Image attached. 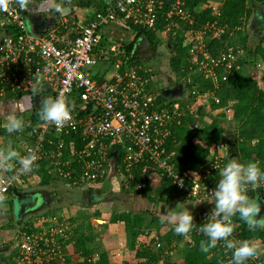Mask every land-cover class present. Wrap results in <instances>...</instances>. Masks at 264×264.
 <instances>
[{
    "label": "built area",
    "instance_id": "obj_1",
    "mask_svg": "<svg viewBox=\"0 0 264 264\" xmlns=\"http://www.w3.org/2000/svg\"><path fill=\"white\" fill-rule=\"evenodd\" d=\"M67 4L68 0H25L26 10H21L16 0H7L0 9V94L6 90L28 94L39 81L50 96L65 98L71 113L61 128L39 119L26 132L27 142L19 153L34 152L38 157L36 165L47 161L45 169L53 179L81 185L105 177L111 167L108 155L120 152L119 168L125 181L133 180L131 170L143 163L153 167L183 197L196 203L211 198L210 191L219 180L218 168L226 162L221 154L226 143H217L203 166L182 172L166 142L171 124L179 123L189 106L174 102L171 109L160 107L156 101L159 92L152 93L157 82L153 67L128 60L118 43H107L106 28L115 24L130 29L128 25H132L154 31L160 25L164 43L169 42V37L183 35L188 69L194 66L197 74L215 88L244 57L239 46L228 45L216 54L208 51L210 40L205 36L211 31L218 35L224 31L215 20L194 26L195 14L205 8L219 14V5L210 7L207 1H198L190 8L188 0H108L105 9L95 12L86 25L77 23L71 13L63 14L43 33L34 32L28 25L35 13L58 12L61 5ZM261 67L257 62L255 68ZM182 79L188 84L192 101L205 100L208 95L217 100L213 92H200L192 79ZM70 134L77 136L81 148H75V137L65 140L64 136ZM17 167L14 163L12 171L0 169V200L10 190L28 189L27 180L34 179L33 171L18 173ZM144 180L141 177L136 187L142 188ZM255 191L264 196V184ZM209 213L202 212L194 222L203 224ZM31 218L17 231L12 264H68L65 244L71 235V224L52 213H38ZM232 223V238L244 240L236 232L234 219ZM190 233L199 231L194 228ZM216 249L222 251L223 264H229L231 250L223 242ZM261 254L246 264H264ZM8 262L3 264H11Z\"/></svg>",
    "mask_w": 264,
    "mask_h": 264
},
{
    "label": "trees",
    "instance_id": "obj_2",
    "mask_svg": "<svg viewBox=\"0 0 264 264\" xmlns=\"http://www.w3.org/2000/svg\"><path fill=\"white\" fill-rule=\"evenodd\" d=\"M68 1L71 5L79 8L92 6L95 12L103 11L106 7L104 0ZM198 1L207 0H188V2H190V8ZM252 3L263 4V0H223V2H221L219 5V14L211 11L209 8H205L201 13L195 14V27L215 20L218 26H222L224 28V31H222L219 35L216 33L217 31H215V34L213 31L208 33L211 37L210 41L207 43V49L210 53L216 54L220 51H223L228 45L239 46L244 50L245 53L244 57L238 63L239 66L237 68L234 67L228 73L227 79L221 82L218 87L214 88L208 79H205L200 75L192 78V84H196L200 92H213V95L217 100L215 101L216 103H211V108L218 110L216 113L218 116L211 119L207 124L200 126L195 125L192 127L191 124L195 121H200L202 116L201 107L198 106L194 109L193 113H189L185 117H182L179 123L174 122L171 124L170 135L167 139L166 147L168 150L174 151L173 161L175 165L184 173L194 171L203 166L210 155V147H215V145L219 142H224L227 144V148L221 153L225 160L230 158V154L232 155L235 153L236 155H240L241 158L247 162H258L261 169L264 170V84L258 82V79L252 78L249 73L241 71V67L246 63L250 64L251 66H255L257 62H260L261 66H264V32H261L258 35L256 41L250 42L248 34L249 32L247 31L246 26L247 20H249L252 13ZM128 28L134 31L132 39L120 42V44L118 43V45L123 48L125 56L128 57V60L136 62L139 61L137 59H131L130 57L133 43L139 35L145 34L149 42L154 45L156 52H158L157 47L159 40L164 42L161 35L160 25H158L154 31L133 27L132 25H128ZM226 28L230 29L232 33L234 31L237 32V41L240 44H232V41L228 43L225 42L228 34V32L225 31ZM183 38V35L180 34L176 35V37H169L170 47L167 45V43H165V47L172 54L170 57L169 68L177 75L174 84L177 85L182 83L184 89L187 90L189 89L188 84H185L184 79H182L188 68V53L187 47L182 46ZM181 57H184V59L181 60ZM153 69L155 70V67ZM156 72L157 71H155V74ZM257 74L260 76V78L263 77L262 71L258 70ZM32 94L33 92L28 94L10 93L6 90L0 94V100H19L24 95H30L31 101H33ZM186 100L187 99L185 98H181L179 101L181 104H184L186 103ZM156 101L159 103L160 107L171 109L175 100H166L160 95H157ZM37 104V108L33 104L32 108L30 109L31 113L27 127L28 130L39 121L37 112L40 108V105L38 101ZM228 104H231L233 113L232 118L227 120V122L223 119V116L225 112L224 107H226ZM228 125L233 126L232 131H228L229 129L226 127ZM73 137H75L74 139L76 140L74 143L75 148H81L80 146L82 144L79 140H77V136L74 134L64 136L66 141L73 139ZM250 140L255 141L251 143L249 147L247 146V142ZM65 156L67 157L68 155ZM117 156L118 160L108 155L109 159L114 164H117L119 160H121L120 152ZM46 164L47 161L42 160L33 170V176H35L40 186H47L51 180H53V177L47 173L45 169ZM149 167V165L143 163L135 166V168L131 170L133 180H129V184H133L134 187L137 188V182L141 179V177H145V173ZM161 181L163 183V189L166 187V190H171V186L167 180L161 178ZM91 190L92 189L89 188V191ZM255 193V190H250L248 195L253 198ZM13 194V190H10L7 195L0 200V203H3L7 206L6 212L7 215H9L10 221L12 222V224L9 223V225L6 224L1 227L2 229L16 228V225L13 224ZM169 200H171V195L169 194L168 190L165 201ZM117 219H121L125 222L128 236L127 241L129 248L131 249L134 248L136 239L144 236L142 230L143 227L151 228L154 225L159 227L161 220L159 217L153 215L145 222L141 214L130 213L126 211L112 215V222H115ZM233 219L235 221H240L238 216H234ZM28 221L29 220L24 221L20 227L23 228V225L26 222L28 223ZM240 222L242 231L241 233L237 232L238 235L244 240H251L252 235L250 230L246 228L247 225L242 221ZM77 232H79V230H77ZM91 238L92 237L89 234L79 232L77 233V237L74 239L75 242L73 244H71L70 241L65 244L67 260L69 261V264H116L110 263L105 252H101L97 258L92 260L91 249L87 248ZM173 238H176L178 241L182 239V236L175 234L173 227H170L169 231L161 237V240L170 243ZM202 239H206V237H204L200 232L198 234H193L191 239L188 240L189 242H185L182 244V246L178 247L179 251L181 252V256L179 258L174 261L163 259L161 260L162 264H223L222 251L217 250L216 247L210 249L207 253L201 252L199 250V244ZM73 252H80L81 258L78 256H69V254ZM2 253H6V251L0 252V264L7 263V261H10L8 263L13 262V253L10 254L9 259L4 257ZM260 257L264 258V253H262ZM140 258H145L144 262L146 264H154L157 260H159L157 254L152 250V246L148 245L141 250L137 249L130 251L126 255L124 262L121 264H139Z\"/></svg>",
    "mask_w": 264,
    "mask_h": 264
},
{
    "label": "crops",
    "instance_id": "obj_3",
    "mask_svg": "<svg viewBox=\"0 0 264 264\" xmlns=\"http://www.w3.org/2000/svg\"><path fill=\"white\" fill-rule=\"evenodd\" d=\"M107 1L108 0H104L105 3ZM263 5H264V0H263ZM85 9H87V8L86 7L79 8V7L73 6L68 1L67 5H61V8L59 9L58 12L54 11L53 13H41V14L35 13L32 16L33 19L29 20V23H30L29 26L34 32L43 33L45 31H48L50 28H52L56 24V22H58L57 21L58 18L61 17L63 14H70V13L73 14L77 23H79L81 25H86L90 21L93 14L95 13V10L93 8L92 12H87V11L85 12ZM252 23L254 24L255 27H257L256 29H258V30H254V32H252L254 35L257 33V36L255 37L257 40L258 35L262 31L264 32V17H262V15L260 16L259 14H256L252 10L251 16L249 18V26H248L249 28L252 25ZM114 27H120V26L115 25V24L108 25V27L106 28V34H107V30L108 31L113 30V29H115ZM253 27H252V29H255V27L254 28ZM258 27L259 28L262 27L263 30L262 29L259 30ZM130 31H131L130 35L132 33H134V31L132 29H130ZM247 31H248V29H247ZM256 31H258V32H256ZM249 39H250V42H253L250 34H249ZM160 67L161 66H159V68ZM252 67H253V72H252L251 77L255 78V79L258 78V80H259L258 82L263 83L264 78L263 77L260 78V76L257 73H258V70L262 71V73H263L264 67L262 66L261 68H258V69L255 68V66H252ZM160 74L161 73H159V75ZM156 75H157V72H156ZM157 80H159L158 75H157ZM44 90L47 91V87H44ZM28 103H30V95H24L19 100H6V99L0 100V120L5 119L6 117H8L10 115H13L14 113L19 112L20 110H22V109H20L22 107L27 108ZM5 133H6V131H5ZM254 141L255 140H251V143H253ZM1 142L2 141L0 140V144H1ZM2 146L3 145H1V147ZM212 148L213 147H210V149H209L210 153H211ZM230 158L237 159V160L242 161V162L246 161L243 158H241L240 155H236L235 153H233L232 155L230 154ZM227 160L228 159H226V162H227ZM118 173H121V170L119 168V162L117 164H114L111 161V167L108 171L107 177L109 178V176H111V177L117 176ZM121 177L123 179L122 180V187L125 189H122L121 194H120V192L116 193V194L120 195L119 198H124L126 200H129V202H136L137 204H141V206L143 205V207H140L138 210L135 209V211L123 210V211H118L116 213L119 214L120 212L126 211V212H130V213L141 214L143 216L145 222L147 220H149V218H151L154 215V216L159 217V219H161L160 220V226L157 227L156 225H154L151 228L143 227L142 230H143L144 236L141 237L142 239L140 237L137 238L135 245H134V248L131 249V248H129V244L127 241L128 236H127V230H126L125 222L121 219H117L115 222H112L111 221L112 214L109 217L105 216V217H103L104 220L103 219L97 220L100 223V228H102L104 238H102L98 242H96L94 238H91L89 245H87L88 246L87 248L91 249V252H92L91 258L95 259L99 256V254L101 252H105L107 254V257H108V260L110 261V263L121 264L122 262H124L126 255L130 251H132V250L134 251L137 249L141 250L148 245L152 246V250L158 245L163 246V248H162L163 256L162 257L164 258V260L174 261L177 258H179L181 256V252L179 251V249L177 250V247L175 248V250L174 249L172 250V247H174L176 243L183 241L185 236H182V240H180V241L179 240L177 241L176 238H173V240H171L170 243H167V242L161 240V237L169 231L170 227H172L171 224L162 222V217L164 216V212L166 210H171V208H174L175 206L177 207V209L188 207L193 213L194 220H196L197 216L199 214H201L202 212H204V211H210L211 212L214 205L210 204L208 202H203L201 204L200 203L197 204L196 202L189 200L188 198L183 197L181 193L173 191L172 188H171V190L170 189L166 190V187H164V189H163V183L161 181V177L153 167H149L147 172L145 173L144 186L140 189L135 188L133 184H131V185L129 184V186H127L128 185L127 183H129V182L128 181L125 182V176L124 175L121 174ZM56 179L57 178H54L53 180L55 181ZM104 179H105V177L100 178L101 181H99L97 183H101ZM53 180H51V181H53ZM124 182L127 185H125ZM62 183L64 184V182H62ZM59 184H61V182ZM50 186L51 185L39 186V187L34 188V189H31V188L30 189H16L13 191V193L17 191L18 194L15 195V193H14V197H15V196H22L23 192L30 191V190H35V189L49 190V191H51V194L49 196H47L46 200H48V198H50L52 200L49 201V203L45 204V205H46V209L51 208V210H52V208H54L55 205H62L63 203H65L66 197H67V199L71 198L69 196V194H67V192L65 193L64 191H61L60 188L58 189V188H55L56 186H51V187ZM168 190H169V194L171 195V200L165 201L167 194H168ZM68 192H70V191H68ZM81 196H82V194H81ZM254 197H255V195H254ZM77 202L79 205L81 204L79 201H77ZM87 202L88 203L92 202V199H89V201L87 200ZM195 204H197V205H195ZM193 205H195V206H193ZM46 209L39 211L35 214H32V216L30 215V217H33V216L37 215L38 213H49V212L45 211ZM12 210H13V208H12ZM6 211H7V206L3 203H0V247L5 246V245H11V244L15 243V241L13 243H10L11 242L10 234H12L13 232H15L14 233L15 239L17 237V232L15 231V229L18 231L17 226H16V228H12L11 231H10V229L6 230V229L1 228L6 224L7 225H9V223L12 224V222L9 219V215H7ZM96 212H98V211H94V213H96ZM71 219L72 218H70L68 220V222L71 224V235H70V238L68 241H70L71 244H73L75 242L74 239H76V237H77V233H79V232L84 233V232L80 231L83 228L79 224L76 226H75V224L73 225L74 221H72ZM23 222L21 223V225L23 224ZM14 223H15V218L13 220V224ZM235 226H236V228L240 227L238 233H241V231H242L241 222L235 221ZM246 228H248V227L246 226ZM77 230H79V232H77ZM258 230L261 232H264V229H258ZM73 233H75V234H73ZM84 234H86V233H84ZM73 235H74V237H73ZM191 236L192 235H190V239H191ZM250 241H252V240H250ZM262 241H264V239ZM186 242H189V241L186 240ZM254 243L257 244L259 248L261 247L260 243H258L257 241H254ZM189 245H191V244H189ZM14 247H15V244L13 246H11L10 250H13ZM170 249H171V251H170ZM172 251H173L172 256L168 257V255ZM261 252L264 253V250H261ZM70 255L71 256H78L81 258L80 252H77V253L73 252V253L69 254V256ZM139 261H140L139 264H145V262H144L145 258H140ZM67 262L69 264L68 260H67Z\"/></svg>",
    "mask_w": 264,
    "mask_h": 264
},
{
    "label": "clouds",
    "instance_id": "obj_4",
    "mask_svg": "<svg viewBox=\"0 0 264 264\" xmlns=\"http://www.w3.org/2000/svg\"><path fill=\"white\" fill-rule=\"evenodd\" d=\"M6 2L7 0H0V9L5 7ZM16 3L21 10H26L25 0H16ZM32 91L36 96H40L45 90L43 84L37 81L32 85ZM37 115L41 121L51 123L57 128L67 124L71 118L65 98L46 94L40 103ZM4 128L9 134L21 132L24 121L15 115H10ZM37 159L34 152L21 155L11 148L0 149V169L12 171L15 163L18 165L16 172L27 174L37 166ZM214 167L218 168L216 164ZM218 170L219 180L215 188L210 191L211 198L205 197L197 203L208 202L214 205L203 224L197 225L194 222L193 213L188 207L177 209L176 206L164 212L162 222L171 224L175 234L185 237L195 228L206 237L200 241L201 252L207 253L219 242H223L226 248L231 250L229 264H246L250 258L261 254V249L250 240L232 238L234 231L232 220L234 216H238L250 231L264 229V215H260L261 203L258 197L252 198L248 195L250 190H257L261 184H264V170L258 162H242L233 158H229Z\"/></svg>",
    "mask_w": 264,
    "mask_h": 264
},
{
    "label": "rangeland",
    "instance_id": "obj_5",
    "mask_svg": "<svg viewBox=\"0 0 264 264\" xmlns=\"http://www.w3.org/2000/svg\"><path fill=\"white\" fill-rule=\"evenodd\" d=\"M221 2H223V0H207V6L217 7V5H220ZM86 8L87 9H85V12L86 11L92 12V10H93L92 6H87ZM199 9H201V6L199 7ZM259 9L260 8H258V10ZM258 10H257V13L260 15H263V17H264V12H258ZM246 26H247L248 32L251 36V39L254 42L256 40L255 37L257 36V33L254 35L252 32H254V30H258V29H256L257 27H255L253 23L249 28L248 27L249 26V20H247ZM253 26L255 27V29H252ZM114 28L115 29H113V30H109V31L107 30V34H106L107 35V39H106L107 43L112 42V43H119L120 44V42H124V41H128V40L132 39L134 33H132L130 35V33H131L130 29H127L125 27H123V28L122 27H114ZM260 29H262V27H260L259 30ZM225 31L228 32L227 38L225 39L226 40L225 42L228 43V42L232 41V44L237 45L239 43L237 41V32L234 31L232 33L230 31V29H227V28L225 29ZM230 32H231V34H230ZM256 32H258V31H256ZM205 38H206V40L211 39L209 34L207 36H205ZM157 49L159 52V56L157 55V56H155V58L153 57L150 61H148L146 63L152 67L154 66L155 70L157 71L158 74L161 73L158 76L159 80H157V83L154 84L152 87V93L154 92L155 94H157L161 90L165 94L166 89L164 87H166L167 85H172L176 81L177 75L175 73H173L169 68L170 57L172 54L168 49H166L165 43L163 41L159 40ZM159 57L161 60L159 59ZM180 59L183 60L184 57H181ZM159 66H161V67L159 68ZM195 70H197V69L194 66H192L189 69L187 68L186 73L183 76L186 78L188 77L189 79H192L198 75L197 74L198 72ZM241 71L247 72L250 74V76H252L253 67L250 64L246 63L245 65H243L241 67ZM263 77H264V71H263ZM263 83H264V81H263ZM172 90L173 89L171 88L170 91H172ZM183 90H185L183 87V84L180 83V88L174 89L173 90L174 93H172V94L174 96H176L174 98L175 103L176 102L179 103L180 102L179 100L181 98L187 99L186 103H184V104L179 103L178 104V105L183 106V107H185V105L189 106V111L187 108L186 115L189 113H193L194 109L196 107H198V106L201 107L202 116L200 118V121L198 120V121L193 122L191 124L192 127H194L195 125L200 126V125L207 124V123H209V121L211 119L218 116V114H216L218 110H216L215 108H211V103L212 102L216 103L215 99L211 95H208L205 100L199 99L196 101H192L189 97L188 90H185V94L182 95ZM29 104L30 103H28L27 108L22 107V108H20L22 110L13 114V115L23 119V121H24V128L21 132L11 133V134H9L7 132L5 133L6 130L4 128V124L8 120L9 116L6 117L5 119L0 120V140L2 141L0 144V149L11 148V149H14V150L19 152L20 149H22L26 145L27 139L25 138V135H26L25 133L28 131L27 127L29 124V116L31 113L30 112L31 108H30ZM224 109H225V112H224L223 119L225 121L230 120L232 118V113H233V109L231 108V104H228L226 107H224ZM229 122H231V121H229ZM226 127L229 129L228 131H232V129H233L232 125H228ZM1 145H3V146L1 147ZM247 145L248 146L251 145V140L249 142H247ZM121 174L122 173H118L117 176H113V177L109 176V178L107 177L108 175H106L105 179L101 183H97V182L102 180V179L101 180L99 179L98 181L88 182L86 184H81V185H69L67 181L62 180V179H56L57 181L53 180L49 183V185L56 186L55 188H58V189L60 188V190L64 191L65 193L67 192V194H69V196L71 198L67 199V197H66L65 203H63L62 205H55L54 208H52V210H51V208H48L45 211L52 213V214L60 215L61 217H63L67 221L70 218H72L71 220L74 221L73 225L75 224V226H76L79 224L83 228L82 230H80L81 232L89 234L92 238L95 239L96 242H98L102 238H104V236H103L102 228H100V223L97 220H102L103 217H105V216L109 217L111 214L113 215L114 213H116L118 211H123V210L135 211V209L138 210L140 207H143V205L141 206V204H137L136 202H129V200H126L124 198H119L120 195L116 194L119 192L121 194L122 189H125L122 187V180L123 179L121 177ZM33 177H34V179L32 178V181H31V177H30V179H28L26 182L28 184V185H26V187L28 189H30V188L34 189V188H37L40 186L39 183L37 182V179L35 178V176H33ZM60 182H61V184H59ZM62 182H64V184ZM125 182H124V184L125 185L128 184L127 186H129V183L126 184ZM89 188H91L92 190L89 191ZM68 191H70V192H68ZM81 194H82V196H81ZM253 198H255V197H253ZM89 199H92V202L88 203L87 200L89 201ZM27 200H28L27 196H15L14 197V194L12 195V205H13L12 208H13V213H14V218H15V223H14L15 225L18 222L19 217H21V215L24 211L23 207L25 206V203ZM77 201H79L81 204L79 205ZM261 205H262V203H261ZM94 211H98V212L94 213ZM30 219H32V218L30 217V215H28L24 219V221H27ZM3 229H6V230L10 229V231H11L12 228H3ZM235 229L238 232L240 227L235 228ZM15 231L17 232L16 229H15ZM250 232L252 235L251 240L253 242L257 241L258 243H260V245H261L260 249L264 250V241H262L264 239V232H261L258 229H256L255 231H250ZM14 233L15 232L10 234V240H11L10 243H13L15 241ZM73 234H75V233H73ZM188 235L189 236L184 237L183 241L176 243L177 245L175 244V246L172 247V250L173 249L175 250L176 247L178 250V247L182 246V244H184L186 242V240H190V235H192V234L189 233ZM73 237H74V235H73ZM162 248H163V246L158 245L153 249V251L157 254L158 259H160V260L164 259L162 257L163 256ZM170 251H171V249H170ZM12 253H14V250H8V251H6V253H2V254L4 257L9 259L10 254H12ZM170 254L168 255V257L172 256L173 251ZM147 264H151V263H147Z\"/></svg>",
    "mask_w": 264,
    "mask_h": 264
},
{
    "label": "water",
    "instance_id": "obj_6",
    "mask_svg": "<svg viewBox=\"0 0 264 264\" xmlns=\"http://www.w3.org/2000/svg\"><path fill=\"white\" fill-rule=\"evenodd\" d=\"M251 5L253 7V12H255L256 14H258L257 13L258 8H260L258 10V12H264V5L263 4L252 3ZM29 24L30 23H28V25ZM167 45L170 47L169 42ZM155 52L156 51H155L154 45L149 42V40L147 39L145 34H141L137 37V39L133 43L131 53H130V57H131V59H137L141 62L146 63V62L150 61L155 56ZM179 88H180V84H177L172 89L174 90V89H179ZM33 101L36 102V97H34ZM110 155L113 158H115L116 160H118V156H117L115 151L110 153ZM14 193H15V195L18 194L17 191ZM50 194H51V191L46 190V189H35V190L23 192L22 196H27L28 200L26 201L25 206L23 207L24 211H23L21 217H19L18 222L16 223V226L18 229H20L22 221L28 215H32V214H35L39 211L46 209V205L44 203L46 202L47 196H49ZM256 197H258L259 202L262 203L260 215H264V196L260 195V193L256 191L255 198ZM17 239H18V237H16L15 243H16ZM14 244L5 245V246L0 247V252L10 250L11 246H13Z\"/></svg>",
    "mask_w": 264,
    "mask_h": 264
},
{
    "label": "flooded vegetation",
    "instance_id": "obj_7",
    "mask_svg": "<svg viewBox=\"0 0 264 264\" xmlns=\"http://www.w3.org/2000/svg\"><path fill=\"white\" fill-rule=\"evenodd\" d=\"M260 15V14H259ZM261 16V15H260ZM263 17V16H262ZM168 44V43H167ZM159 56V52H155V56ZM155 56H154V58H155ZM159 59H160V57H159ZM161 60V59H160ZM163 60V59H162ZM158 76H159V74H158ZM161 78V77H160ZM176 84H172V85H167L166 87H164L165 89H166V93L164 94L163 93V91H159V95L162 97V98H165L166 100H168V99H174L176 96H174L172 93H174L173 92V90L172 91H170L171 90V88H173L174 86H175ZM163 89V88H162ZM44 94H46V95H49L50 96V93L48 92V91H44ZM44 94H42V95H40V96H36L34 93L32 94V99H34V97H36V102L35 101H31V97H30V108H32V106H33V104H34V106L37 108V106H38V104H37V101H38V103H39V105H40V103H41V101L43 100V98H44ZM185 94V90H183V93H182V95H184ZM56 198V197H55ZM52 199H50V198H48V200H46V202L44 203V204H48L49 203V201H51ZM44 202V201H43ZM24 221V220H23ZM22 221V222H23Z\"/></svg>",
    "mask_w": 264,
    "mask_h": 264
}]
</instances>
